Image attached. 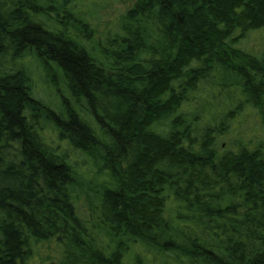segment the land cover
Wrapping results in <instances>:
<instances>
[{"label": "trees", "instance_id": "16d2710c", "mask_svg": "<svg viewBox=\"0 0 264 264\" xmlns=\"http://www.w3.org/2000/svg\"><path fill=\"white\" fill-rule=\"evenodd\" d=\"M62 2L0 0V264L51 239L52 264H264V0H135L96 45ZM27 56L62 77L61 114ZM40 119L97 155L91 215Z\"/></svg>", "mask_w": 264, "mask_h": 264}, {"label": "rangeland", "instance_id": "374dc122", "mask_svg": "<svg viewBox=\"0 0 264 264\" xmlns=\"http://www.w3.org/2000/svg\"><path fill=\"white\" fill-rule=\"evenodd\" d=\"M60 7L63 6V0H60ZM135 0H72L73 4L79 8H84V12H91L92 14V36L94 43L106 42L108 37L115 35L119 31L120 19L123 13L128 10ZM72 4V3H71ZM79 16H75L74 20H70V25H76L75 21ZM256 41L250 42L254 46ZM19 65H24L28 68L31 75L33 89L36 98L45 102L52 111L57 115L63 112V101L69 99L66 91L65 83L58 73L48 75L42 63L36 60L33 56L25 57ZM46 66V65H45ZM47 67V66H46ZM64 103H67L64 101ZM72 103V101H69ZM68 104V103H67ZM70 105V104H68ZM47 118H50L49 116ZM43 119V118H42ZM41 120V119H40ZM249 125V124H248ZM41 133L44 138L53 146L60 145L65 151L69 153L72 162L79 169V182L76 191L78 199V207L83 212V216L91 215L92 206L89 204V198L94 199L95 189L99 188L106 180V176L100 172V163L97 155L88 156L81 152H77L66 141L59 139V133L56 126L49 121L41 120ZM236 128V127H234ZM226 145H231L230 141L226 140ZM88 189L91 191L88 192ZM89 201V202H88ZM62 249L56 239H51L38 243L34 247V253L27 264H52L58 263L62 257Z\"/></svg>", "mask_w": 264, "mask_h": 264}]
</instances>
